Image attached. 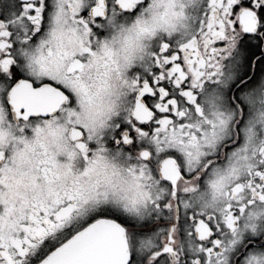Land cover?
<instances>
[{
    "label": "snow or ice",
    "instance_id": "snow-or-ice-1",
    "mask_svg": "<svg viewBox=\"0 0 264 264\" xmlns=\"http://www.w3.org/2000/svg\"><path fill=\"white\" fill-rule=\"evenodd\" d=\"M0 264H264V0H0Z\"/></svg>",
    "mask_w": 264,
    "mask_h": 264
}]
</instances>
